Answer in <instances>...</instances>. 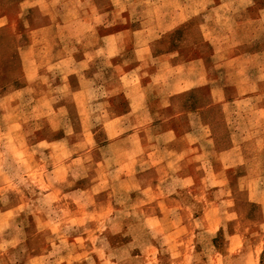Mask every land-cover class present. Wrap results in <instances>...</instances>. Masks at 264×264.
Returning a JSON list of instances; mask_svg holds the SVG:
<instances>
[{
    "label": "rangeland",
    "instance_id": "1",
    "mask_svg": "<svg viewBox=\"0 0 264 264\" xmlns=\"http://www.w3.org/2000/svg\"><path fill=\"white\" fill-rule=\"evenodd\" d=\"M22 1L0 264H264V0Z\"/></svg>",
    "mask_w": 264,
    "mask_h": 264
},
{
    "label": "crops",
    "instance_id": "2",
    "mask_svg": "<svg viewBox=\"0 0 264 264\" xmlns=\"http://www.w3.org/2000/svg\"><path fill=\"white\" fill-rule=\"evenodd\" d=\"M43 1H46V2H44L45 3V5L47 6V7H51L50 6V4L49 3H51L50 1L51 0H43ZM44 5V6H45ZM77 5V2H75V4L73 3V6H76ZM21 6H22V8H26V7H40V6H38L37 5V1L36 0H24V1H22L21 2ZM0 21H3V20H0ZM4 23H6L5 21H4ZM173 120H171V119H169V118H162L161 119V121H160V124L162 125V126H164V127H173L174 128V124H171V122H172ZM171 125V126H170ZM179 125V124H178ZM187 136L189 135V133H187L186 134Z\"/></svg>",
    "mask_w": 264,
    "mask_h": 264
}]
</instances>
